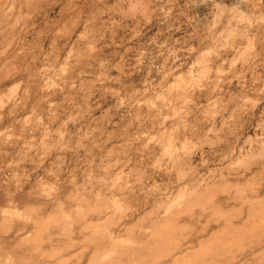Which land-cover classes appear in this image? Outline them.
<instances>
[{
	"label": "rangeland",
	"instance_id": "rangeland-1",
	"mask_svg": "<svg viewBox=\"0 0 264 264\" xmlns=\"http://www.w3.org/2000/svg\"><path fill=\"white\" fill-rule=\"evenodd\" d=\"M71 1L13 0V10L0 15L11 17L17 6L24 13L20 21L16 18L17 23H10L12 30L0 46V195L5 192L13 196L51 184L48 191L54 194L64 187L59 199L64 206H71L75 201L65 200L64 192H75L79 186L85 190L81 196L86 193L82 198L96 204L97 216L106 210L99 200L107 199L109 185L127 182L132 188L120 200L129 206L121 209L128 207L133 213L139 209L141 216L150 217L151 193L187 181L184 171L188 170L181 173L183 181H177L178 171L168 160L154 159L162 150L156 141L161 135L155 133L154 107L171 96L169 93L167 98L166 94L174 89L178 77L191 76L194 86L183 93L188 99L180 94L174 101L182 108L169 113L165 122L173 126L180 119L200 131L183 142L181 150L189 155V162L199 164L203 157L206 167L200 169L204 172L222 165L219 161L225 149L221 150L217 141L220 147L213 153L215 145L209 143L215 140L222 120L225 129L243 126L237 136L238 145H242L239 157L249 151L243 143L246 138L264 137V0ZM2 24L0 18V38L8 32ZM82 49L91 51V55L76 62L74 54ZM203 58L204 73L199 69ZM206 89L211 90L210 98L197 100L198 92ZM185 98L186 103L182 102ZM231 102L235 103L233 108ZM224 105L235 110V117L228 110L219 112ZM162 107L161 116L167 110V106ZM180 125L175 128L184 135L186 129ZM225 136L234 138V134ZM225 143L223 140L221 145ZM151 152H156L155 157ZM243 158L241 163L226 158L222 162L233 165L231 168H243L250 164L247 156ZM248 171V185L255 188L256 182L264 179L262 168L250 165ZM210 174L214 173L206 175ZM205 179L211 197L217 186L211 178ZM141 183L144 185L139 187ZM209 196L206 199L210 202L214 195ZM79 202L81 206L83 201ZM120 204L115 203L117 207ZM232 212L231 208L221 217L227 218ZM221 217L206 212V230L222 222ZM253 224L250 221L249 225ZM255 232L262 230L253 232L258 238ZM239 249H233L235 255ZM202 256L193 257L191 264L209 261L210 256Z\"/></svg>",
	"mask_w": 264,
	"mask_h": 264
},
{
	"label": "bare ground",
	"instance_id": "bare-ground-1",
	"mask_svg": "<svg viewBox=\"0 0 264 264\" xmlns=\"http://www.w3.org/2000/svg\"><path fill=\"white\" fill-rule=\"evenodd\" d=\"M26 1L30 2V0ZM67 1H70L69 3L72 2L71 0ZM14 9H16L14 12L17 13L14 14V12H12L13 15L12 13L9 15H12L11 17L6 16L4 19L2 17L3 15L0 16L3 21L2 25L4 26V30L8 31L6 33L4 31L0 38V46L3 44L1 43L2 41L5 42L8 35L7 33L12 30L8 27L10 23L12 22L14 25L17 23L16 18L21 20L23 17L21 16L23 12L20 8L18 10V6ZM12 10L13 0H0V15L6 11L10 12ZM240 17H235V20ZM9 29L11 30L9 31ZM82 50L83 51H80L81 53L74 54V60L76 62L80 57L86 58L91 55V51L87 49ZM260 51L261 50H259V52ZM4 55L5 54H3V56ZM201 56L202 55H200V57ZM14 57L17 59L16 56ZM199 63L201 64L199 68L200 72L204 73L206 67L205 59L203 58ZM18 73L19 72H17V74ZM36 74L38 75V73ZM42 76L40 78L44 77ZM15 78L18 79V77ZM191 79V76L178 77L175 82L176 85L174 83V87L172 86L174 89H169L171 92L168 91L166 94L167 98L169 93L171 96H169L167 100L161 99L159 102H156V106L154 107L155 110L153 111V115H155L154 120H156L154 123L156 125L155 133H160L161 135V137L159 135L157 136L158 138L156 137V141L160 150H162L158 154L159 156L156 157V152L151 153L155 157L154 159L158 161L168 160L167 163H170L175 169H177V181L183 179L181 175L182 171L188 170V172L184 171V177H186L187 180L185 184L177 183V186L175 187L171 183L167 188L165 187L158 192L151 193L152 205H150L149 208L152 209V215L148 218L141 216L142 212H138V208V210L135 211L136 215H134L135 212H131L128 207H126L125 210L121 209L122 206H129L120 200V196L125 194L127 197L128 191L132 188V183L130 185L127 182H123V184L113 183L109 185V189H107V199L103 200L100 198L101 200H99L101 205H103V207H101L104 210L106 208V210L103 212V215L97 214V216H95V212L97 211L96 204H91L89 201L87 202L83 199L82 197L84 196H81V193L85 190L84 188H78L79 186L77 185L75 192H64L65 195L63 198L65 197V200H73L76 203L78 201H83V203L79 202L82 204L81 206H79L78 203L75 205V202L72 203L71 206L63 205V201L59 199V196L62 195L60 192L63 191V186L55 194L53 191H48L50 190L48 186L51 184L34 189L29 188L25 192L18 191L15 193L14 191L15 195L13 196L7 193L5 195L4 192V196L0 195V264H191L193 257L199 258L201 255H203L202 257H210L208 258L209 261H206V259L203 261L199 260L201 261L199 264H208L210 261L213 262H210V264H264V240H262L264 239V179L260 178L259 181H261L263 185L261 183L257 184L258 181L256 182V186H254L255 188H253L251 184L248 185L247 180L249 177L248 169L250 168V165L262 168V175L264 174V137L260 140L248 139L249 137L246 138L243 143H247L246 145L248 146L249 151H247L246 154H243L242 157H239V155L242 154L240 147L242 145H238L237 136L240 135L238 132L243 131V126L241 125V127H237L236 124L234 126L232 125L233 127L228 126L225 129L222 120L218 132L219 135H216L215 140H210L208 138L210 140L209 143H212V146L215 145L212 147L213 153H217L216 151L220 146L221 150L225 149L223 151L224 155L222 156L221 161H219V164L222 165L217 166L213 164V167L207 166L208 168L205 170V173L201 170L202 168L200 169V166L204 165L206 162L203 157L200 156L201 160L199 164L189 162V155H185L183 150H181L184 149L185 143L183 142L185 140L187 142L190 139H193L200 131L198 129H193L191 126L189 127L186 122L180 119H177L173 126L170 123L166 124L165 117H168L169 113L175 114L180 107L182 108V105H174V101L181 96H186L188 99V96L183 93L192 88L191 86H194V84L192 85L190 82ZM198 90L200 91V89ZM210 93L211 90L209 91V89H206L198 92L196 95L197 98H194L197 100L209 99ZM180 94L181 96H179ZM186 98L184 101L181 99V101L186 103ZM194 98H192V101ZM231 103L234 104L231 105L233 108L235 103ZM237 104L239 105V103H236L235 110H237ZM149 105H151L150 102ZM163 105L167 106V110L164 111L163 116H161V110L164 109L162 107ZM151 106H153V104ZM224 110H228L230 116L235 117V114L233 115L232 113L235 110L231 109L229 105H224L219 112H223ZM159 111H161V113ZM196 123L197 121L193 122V124ZM180 124L186 129H184V135L181 133V130L177 131V128H175V126H179ZM199 124L201 129L202 122ZM261 130L262 136H264V127ZM186 131H189L190 135H187ZM226 134H234V138H227L225 136ZM176 138L179 139L180 142H176ZM223 140L227 143L221 145ZM217 141H219L218 145L220 146H217ZM188 145L189 143L187 146ZM148 153L149 154L145 159H148L150 152ZM164 154H166V156ZM235 155H238V157ZM234 156L236 159L233 158ZM245 156H247V163L250 161V164L248 163V165L243 168H231L233 165L228 164V166H226L222 162L223 158L230 160L234 159L233 162L235 164L242 161V158ZM213 161L214 159L212 162ZM204 167L206 166L204 165ZM210 171L214 174H210V176L206 175L210 173ZM256 174L258 173L256 172L251 176ZM206 177L211 178L213 184L217 186L215 192H212L213 194H211V197L207 194L209 188L208 183L205 182ZM43 179H41V181ZM143 185L144 183H141V186L139 187H142ZM7 190L9 191V189ZM17 190H19V188ZM82 194L84 195V193ZM208 196L209 198L213 197L210 202L206 199ZM84 198H86V193ZM9 201H12L13 204ZM116 202L121 203V207H117V205H115ZM230 207L233 209L232 215H228L229 217L227 216V218H222V214L229 211L231 209ZM171 208H173V211L169 212ZM118 209L122 212H118ZM208 211L216 212L218 217L222 218V222L216 221L217 224L214 227L210 228L209 226L210 229L206 230L207 226L203 224V219L205 213ZM250 221L254 223L252 226L249 225ZM211 222L212 221H210V223ZM208 225H210L209 222ZM258 230H262V233L255 232L256 235L259 233V236L258 238L253 237V232ZM237 246L242 248V250L239 249L236 251L239 254L235 255L233 249L237 248ZM160 254L162 256L164 255V259L159 257Z\"/></svg>",
	"mask_w": 264,
	"mask_h": 264
}]
</instances>
